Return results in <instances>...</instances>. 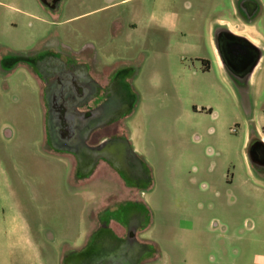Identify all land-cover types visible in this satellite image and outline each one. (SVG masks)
<instances>
[{
    "label": "rangeland",
    "instance_id": "obj_1",
    "mask_svg": "<svg viewBox=\"0 0 264 264\" xmlns=\"http://www.w3.org/2000/svg\"><path fill=\"white\" fill-rule=\"evenodd\" d=\"M159 1L168 8L184 5L181 0H133L116 9L118 17L128 21L130 16L133 17V9L139 5L148 9L158 5ZM183 1L186 4V0ZM0 2L12 3L19 8L14 14L0 7V19H6L14 26L12 34L9 37L3 34L0 41L18 52L14 54L22 55L49 50L73 53L78 38L76 26L81 20H65L79 12L96 9L106 0H62L55 12L44 9L37 0ZM109 13L105 9L98 10L88 14L82 22L103 23ZM131 21L135 29L129 31L125 26L119 39L109 37L110 45L104 56L128 62L130 67L134 106L128 118L129 132L133 134L139 156L150 173L143 194L146 206L143 224L148 226L146 237L157 245L149 248L152 259L146 264H227L234 258L235 244L231 243L229 248L223 244L220 236L225 228L227 232H242L245 237L242 248L245 249L240 262L249 264L253 249L251 235L264 232L259 217L263 206L262 203L258 206V199L240 204L233 186L230 189L228 186L236 169L239 171L243 165V156L247 159L249 145L242 146V141L253 100L245 102L248 97L245 99L238 92L233 94L226 90L219 103L212 97L210 83L202 81L199 74L189 75L185 77L186 81H182L174 65L175 56L186 69H196V62L187 47H171L180 39L171 37L166 31L158 32L152 26L145 29L134 19ZM82 39L84 42L94 40L88 30ZM61 45L68 46V49ZM26 83H30V79ZM186 84L190 87L184 88ZM25 89H10L11 92L9 90L10 93L2 97L0 121L17 124L20 129L24 123L29 128V137L37 145L42 136L41 105L33 84ZM206 106L216 107V121L211 120L209 113L201 112ZM209 126L215 129L213 135L205 134ZM259 127L264 135V125ZM232 128H236V132L232 133ZM177 131L184 134L183 144L176 142ZM183 146L189 153H178ZM1 150L0 147V159L12 171L10 174L15 181L12 179V185L8 186L0 178V215L5 220L0 225V264H61L62 238H47L49 233L44 231L47 229L44 193L45 182L56 187L59 185L66 166L51 165L53 174L50 177L44 173L45 167L48 169L47 163L33 157V153H3ZM184 154L188 158L183 161ZM73 167L72 160L67 166L68 182L75 178ZM102 175L100 173L96 179ZM114 180L119 189L112 195L118 199L128 197L126 191L122 192V181L116 177ZM56 193L54 189L52 199L55 201ZM13 210L28 220L31 228L28 238L38 245L35 253L32 252V243L8 233L6 220L10 219ZM71 212L75 213V210ZM226 246L228 251H225ZM114 260L123 262L119 257Z\"/></svg>",
    "mask_w": 264,
    "mask_h": 264
},
{
    "label": "crops",
    "instance_id": "obj_2",
    "mask_svg": "<svg viewBox=\"0 0 264 264\" xmlns=\"http://www.w3.org/2000/svg\"><path fill=\"white\" fill-rule=\"evenodd\" d=\"M131 1L133 0H106L105 4L96 9L82 11L67 18L65 21L69 22L74 19L75 21L81 20V23L76 26L78 38L73 53H69L70 56L65 55L66 51L64 54L52 51V56L46 54L48 51L35 55L23 53V59L20 61L17 59L19 54H14L18 52L3 45L0 41V101L3 96L11 92L10 89L24 90L29 84H33L38 93L42 115V136L37 145L33 138L29 137V128L24 123L21 124L22 129H20L17 124L14 126L0 121L1 151L3 153H33V157L41 159L43 164L47 163L48 169L45 167L44 173L50 177L53 174L51 165L66 166L62 180L57 185L58 188L56 185H49L45 182L46 192L44 193L46 198L44 223L47 227L44 231L49 233L47 238L56 236L62 238L61 264H88L89 262L98 264L94 259L106 241H109L113 248H117L120 243L129 242L130 252L135 254L131 264H146L152 259L148 250L154 244L146 237L148 226L143 224L144 211L146 210L143 200L145 186L135 188L128 182L124 184L120 169H112L103 161H98L96 164L91 163L88 166L79 163L74 154L101 153L97 147L102 143L110 142L113 152L129 153L135 157L137 163L146 171L147 183H149V170L139 156L140 151L135 145L133 134L129 132L128 118L131 115V104L122 99L123 95L131 93L129 63L104 56L110 45L109 37L112 40L119 39L125 26L129 31L135 29L131 19L138 21L145 29L152 26L158 32L166 31L171 37L176 36L180 39V41L172 43L171 47L174 45L187 47L190 57L196 62V69H186L179 63V57L175 56L176 63L174 65L178 69L179 79L182 81H186L185 77L189 75L197 76L199 74L202 81L210 83L212 97L219 103L226 90L233 94L238 92L245 95L243 98L247 99L248 97L245 102L253 100L251 111L248 113V123L243 134L242 146L249 145L253 136L264 143L262 128L259 127V125H264V109H262L264 106V0H256L257 11L250 18L246 17L243 6H241L243 0H186V4L181 0L184 5L180 8L175 5H171V8L165 7L162 1L148 9L144 5H139L133 9V17L130 16L129 20L125 21L123 17H118L116 9ZM3 4L5 3L0 2V7H5L7 12L16 14L19 11V8L12 3ZM102 9L110 11L105 22H82L88 17V14ZM224 29L242 37L251 47L250 55L241 59L243 62L254 60L252 70L244 80L226 68L227 57L224 44L230 39ZM13 30V23L6 19H0V36L6 34L9 37ZM87 30L91 32V37L94 40L84 42L82 36ZM61 46L68 49V46ZM99 51H103V53L100 54ZM34 58L40 59L44 73L50 72L48 67L50 64L71 63L78 69L80 86L86 87L90 83L94 87L99 86L107 90V93L113 88V91L118 95L117 100H119L118 105L113 108L116 113L109 116V119L100 121V118L92 112V108L98 106L101 99L86 97L84 103L74 108L73 115L77 118L76 121L69 125L62 124L61 112L68 108L61 99L66 86L60 82L57 84V88L51 92V85L57 79L60 80L59 76L46 75V78L43 77V73L34 67ZM202 61L206 63L207 70L202 69ZM28 79H30V83H26ZM183 87L190 86L186 84ZM113 91L110 90L108 94ZM215 109L216 107L206 106V108H202L201 112L209 113L211 120L216 121ZM214 133L215 129L210 126L205 131L207 135ZM183 136L182 131H177L176 142L183 144L185 141ZM178 153L189 152L183 146ZM185 158L188 157L184 154L183 161ZM244 158L243 156V165L240 166L239 171L236 169L228 188L233 186L236 199L240 204L244 203L245 205L250 200L256 202L254 199L259 200L258 206L262 203L263 210H260L259 217L264 226V169L254 167L248 158ZM72 160L74 161L75 178L68 182L67 166ZM10 172L12 174L5 162L0 159L1 182L8 186H11L12 179L14 180ZM98 173L104 175L96 179ZM115 177L122 181V192L126 191L124 193H127L128 197L118 199L112 195L117 188L119 189L114 180ZM62 187L64 190L61 189ZM54 189L57 190L56 201L52 199ZM80 200L83 202L81 203ZM102 201L107 204L103 205ZM100 203L102 204L100 205ZM100 206L106 207L102 208L100 212V210L98 211ZM73 210L75 213L71 212ZM6 221L9 223L8 233L17 234L19 237L25 238L28 243H32V252L35 253L38 245L28 238V233L31 230L28 220L13 210L10 219ZM1 222H5L2 214L0 215V225ZM130 227H132V231L129 230ZM187 231L189 229H186ZM220 238L228 248L231 243L235 244L234 258L231 262L226 259L227 264H241L243 249H245L242 248L245 238L242 232H227V228H225ZM251 239L253 249L249 264H264V232L251 235ZM154 246L157 247V245ZM227 246L225 251H228ZM188 252L190 253V251Z\"/></svg>",
    "mask_w": 264,
    "mask_h": 264
},
{
    "label": "flooded vegetation",
    "instance_id": "obj_3",
    "mask_svg": "<svg viewBox=\"0 0 264 264\" xmlns=\"http://www.w3.org/2000/svg\"><path fill=\"white\" fill-rule=\"evenodd\" d=\"M38 3L44 9L55 12L58 10V7L62 0H37ZM252 1L256 0H243L241 6H243L245 14L250 13L249 6ZM225 34L227 37L231 39H236L237 35L225 30ZM60 53V52H59ZM49 56L53 55L52 51H48L46 53ZM61 54V53H60ZM64 54V53H63ZM35 55V54H34ZM66 56H70V54L65 53ZM227 59L225 61L226 68L228 71L238 74L240 79H243L249 74L250 69L252 68L254 60L248 61H240L231 60L230 57L226 56ZM33 59V58H32ZM34 67L37 71L43 73L42 76L46 78V75L50 76H59V79L52 83L51 92L57 88V84L63 82V86H66L63 90L64 95H61L62 102L68 108L61 112V123L62 124H72L76 121V117L74 114V108L77 105L84 103L86 97H99L100 104L94 106L92 108V112L96 115V117L101 120H107L111 117V115L115 114L113 108L118 105V95L113 91V88L110 90L113 91L111 94L107 93V90L101 87H94L90 83L86 85L80 86L79 83V72L77 71V67H75L71 63L67 64H50L49 73L42 72V67L40 65V59L34 58ZM47 67V68H48ZM85 88V89H84ZM131 92V91H130ZM85 99V100H84ZM122 99L127 100L132 103V93L125 94L122 96ZM65 109V108H64ZM113 110V111H112ZM116 111V110H115ZM70 114V115H69ZM68 115V116H67ZM110 116V117H109ZM259 140L255 136H253L250 140L249 147L252 150H258L260 146L256 143ZM97 149L101 153H74L76 155L77 161L79 163H84L86 165H90L91 163H97L98 161L105 162L112 169H120L122 173V179L124 184L130 183L135 188L144 187L147 184L148 176L146 175V171L137 163L135 157H133L129 153H120L113 152L110 142H105L99 145ZM96 149V150H97ZM261 149V148H260ZM132 231V227L129 228ZM129 231V232H130ZM128 243H120L117 248H113L109 241L104 242V247L98 252L97 257L94 259L98 264H131L132 258L135 256L134 253L130 252ZM116 249V250H115ZM119 257L123 260L121 263L115 262L114 258ZM89 262L88 264H90ZM87 264V263H83Z\"/></svg>",
    "mask_w": 264,
    "mask_h": 264
},
{
    "label": "water",
    "instance_id": "obj_4",
    "mask_svg": "<svg viewBox=\"0 0 264 264\" xmlns=\"http://www.w3.org/2000/svg\"><path fill=\"white\" fill-rule=\"evenodd\" d=\"M248 9L250 13L246 14V17L250 18L257 11V3L252 1ZM224 51L226 56L230 57L231 60L236 61L239 59L241 61L242 58H246L248 55H250L252 50L250 45L246 43L242 37L237 36L236 39H231L229 42L224 44ZM251 70L252 68L250 69L249 74ZM256 143L261 149L259 148L258 150L254 151L249 147L247 158L254 167L264 169V143L261 140H257Z\"/></svg>",
    "mask_w": 264,
    "mask_h": 264
},
{
    "label": "trees",
    "instance_id": "obj_5",
    "mask_svg": "<svg viewBox=\"0 0 264 264\" xmlns=\"http://www.w3.org/2000/svg\"><path fill=\"white\" fill-rule=\"evenodd\" d=\"M17 59L20 60V61H22L23 56H22V55H19V56H17ZM201 64H202V69H203V70H207L208 67L206 66V63H204V62L202 61ZM243 96H244V95H243ZM133 99H134V98H133V95H132L131 110H132V108H133V106H134Z\"/></svg>",
    "mask_w": 264,
    "mask_h": 264
},
{
    "label": "built area",
    "instance_id": "obj_6",
    "mask_svg": "<svg viewBox=\"0 0 264 264\" xmlns=\"http://www.w3.org/2000/svg\"><path fill=\"white\" fill-rule=\"evenodd\" d=\"M230 131H231L232 133H234V132H236V128H232V129H230Z\"/></svg>",
    "mask_w": 264,
    "mask_h": 264
}]
</instances>
